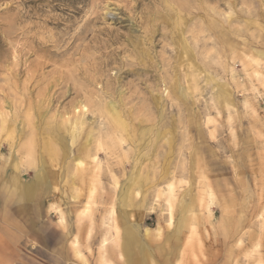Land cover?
Instances as JSON below:
<instances>
[{
  "label": "rangeland",
  "instance_id": "374dc122",
  "mask_svg": "<svg viewBox=\"0 0 264 264\" xmlns=\"http://www.w3.org/2000/svg\"><path fill=\"white\" fill-rule=\"evenodd\" d=\"M4 163L0 264H264V0H0Z\"/></svg>",
  "mask_w": 264,
  "mask_h": 264
},
{
  "label": "crops",
  "instance_id": "0c3cea01",
  "mask_svg": "<svg viewBox=\"0 0 264 264\" xmlns=\"http://www.w3.org/2000/svg\"><path fill=\"white\" fill-rule=\"evenodd\" d=\"M8 164L4 163L1 168L2 171L0 170V181L2 183H4V185L6 187H13V186H17V189L20 191L19 193H17V196L19 199H29L32 197V183L31 181L29 182H25L23 180V177L20 176L18 173H16L15 171L11 174H7L6 170H7ZM12 167L14 168L13 164ZM15 170V168H14ZM10 184V185H8ZM11 188L9 190H11ZM106 244V243H105Z\"/></svg>",
  "mask_w": 264,
  "mask_h": 264
},
{
  "label": "bare ground",
  "instance_id": "6f19581e",
  "mask_svg": "<svg viewBox=\"0 0 264 264\" xmlns=\"http://www.w3.org/2000/svg\"><path fill=\"white\" fill-rule=\"evenodd\" d=\"M113 104V103H112ZM79 162H80V160H79ZM82 164V163H81ZM108 233H110V231L108 232ZM111 234V233H110ZM110 236V235H109ZM105 241H107V239H104L103 240V243H105Z\"/></svg>",
  "mask_w": 264,
  "mask_h": 264
}]
</instances>
